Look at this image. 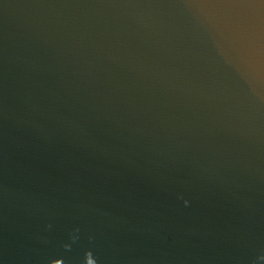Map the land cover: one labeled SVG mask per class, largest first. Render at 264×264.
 I'll return each mask as SVG.
<instances>
[{
  "label": "water",
  "instance_id": "95a60500",
  "mask_svg": "<svg viewBox=\"0 0 264 264\" xmlns=\"http://www.w3.org/2000/svg\"><path fill=\"white\" fill-rule=\"evenodd\" d=\"M0 264H264V3L0 0Z\"/></svg>",
  "mask_w": 264,
  "mask_h": 264
},
{
  "label": "snow or ice",
  "instance_id": "6c2138e0",
  "mask_svg": "<svg viewBox=\"0 0 264 264\" xmlns=\"http://www.w3.org/2000/svg\"><path fill=\"white\" fill-rule=\"evenodd\" d=\"M261 3H264V0H260Z\"/></svg>",
  "mask_w": 264,
  "mask_h": 264
}]
</instances>
